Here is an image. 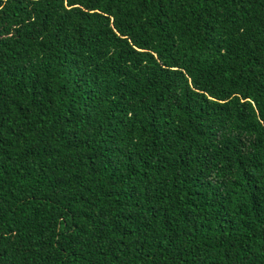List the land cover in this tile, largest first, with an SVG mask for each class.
I'll return each instance as SVG.
<instances>
[{
	"label": "trees",
	"instance_id": "trees-1",
	"mask_svg": "<svg viewBox=\"0 0 264 264\" xmlns=\"http://www.w3.org/2000/svg\"><path fill=\"white\" fill-rule=\"evenodd\" d=\"M0 264H264V0H0Z\"/></svg>",
	"mask_w": 264,
	"mask_h": 264
}]
</instances>
